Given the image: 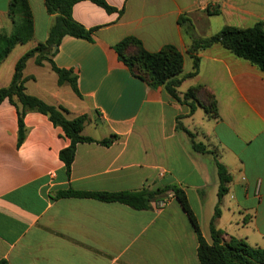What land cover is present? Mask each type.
<instances>
[{"label":"crops","instance_id":"0c3cea01","mask_svg":"<svg viewBox=\"0 0 264 264\" xmlns=\"http://www.w3.org/2000/svg\"><path fill=\"white\" fill-rule=\"evenodd\" d=\"M33 39L17 45L0 64V88L12 78L17 60L47 38L49 16L43 0H27ZM122 14L77 3L71 16L86 29L99 27L88 42L65 36L53 57L58 69L76 77L79 97L68 84L57 85L48 63L33 59L23 70L25 91L62 107L71 120L86 115L69 177L59 152L69 145L46 116L23 117L19 145L17 114L0 104V261L7 264H199L198 241L187 215L168 194L162 208L133 210L91 199L60 198L56 193L122 192L168 186L181 189L199 232L211 244L209 222L217 204L216 163L231 180L219 203L215 230L220 239L264 248V72L218 45L198 53L195 77L177 88L179 96L202 86L216 102V117L196 105L174 101L162 86L133 77L113 46L132 36L148 52L172 45L183 56L181 75L191 72L190 40L178 25L187 17L199 38L223 27L264 23V0H105ZM9 0H0V31L9 34ZM218 19L212 27L205 22ZM215 28V29H213ZM102 127L90 136L88 127ZM205 153L192 149L185 131ZM117 135L108 147L96 141ZM165 195L158 198L162 200Z\"/></svg>","mask_w":264,"mask_h":264},{"label":"trees","instance_id":"16d2710c","mask_svg":"<svg viewBox=\"0 0 264 264\" xmlns=\"http://www.w3.org/2000/svg\"><path fill=\"white\" fill-rule=\"evenodd\" d=\"M84 1L94 4L107 14H122V10L117 11L116 8L108 5L105 0H43L45 11L50 18L47 38L44 43H38L17 60L10 83L6 87L0 88V104L6 100L16 109L17 142L19 145L25 138L23 117L28 112L46 116L53 126L62 130L65 138L70 143L59 152L58 156L68 177L74 160L76 145L95 142L93 139L81 135L88 117L82 115L69 120L66 118V110L62 107L49 105L34 96L28 95L25 91L26 79L23 77V70L30 59H33L37 66H42L46 62L57 76V85L68 84L73 93L78 97L80 96L76 85V77L71 71L58 69L52 59L65 36L91 42L93 33L99 29V27L86 29L73 20L71 16L73 6ZM8 17L12 23V29L9 34L0 31V64L15 46L28 43L33 39L34 34L33 15L27 0H9ZM177 23L182 28L184 35L190 40L187 53L192 60V68L191 72L185 75H181L183 56L172 45H166L158 52H148L143 48L141 41L129 36L115 44L113 49L133 77L146 82L152 88L162 86L169 97L189 108V115L193 114L197 105L204 110L206 115L216 117V102L213 96L204 90L202 86L188 89L181 96L178 95L177 88L185 79L195 77L198 74V53L214 45L220 46L236 58L245 60L264 72V23L258 22L249 28L223 27L219 32L205 38L197 37L191 21L187 17H179ZM184 131L191 140L192 149L199 153H205L204 147L194 142L193 135L186 130ZM118 139L117 135L112 134L108 138L96 141V143L108 147ZM216 166L219 186L217 204L209 222L212 241L210 245L205 242L199 232L197 221L189 208L184 192L175 185L155 191L147 189L122 192L65 190L56 193L55 199H91L102 203L124 205L138 211L146 210L151 205L154 206V204L161 201L158 198L165 195L162 198V200H165L170 194L180 204L197 236L199 264H264V248H251L235 239L224 242L220 239V232L215 230V222L220 217L218 206L227 191L226 186L231 180L222 165L216 163ZM0 264L7 263L2 260Z\"/></svg>","mask_w":264,"mask_h":264},{"label":"rangeland","instance_id":"374dc122","mask_svg":"<svg viewBox=\"0 0 264 264\" xmlns=\"http://www.w3.org/2000/svg\"><path fill=\"white\" fill-rule=\"evenodd\" d=\"M218 19L213 18L212 20L205 22V25H210L212 27H216L218 25ZM215 29V28H213ZM102 131V127H98L97 129H93L92 126L88 127L87 133L90 134V136H100Z\"/></svg>","mask_w":264,"mask_h":264},{"label":"built area","instance_id":"2783aa9c","mask_svg":"<svg viewBox=\"0 0 264 264\" xmlns=\"http://www.w3.org/2000/svg\"><path fill=\"white\" fill-rule=\"evenodd\" d=\"M166 203H167V199L159 201L158 203L154 204V206H155L156 208H159V209H160V208H162L163 206H165Z\"/></svg>","mask_w":264,"mask_h":264}]
</instances>
